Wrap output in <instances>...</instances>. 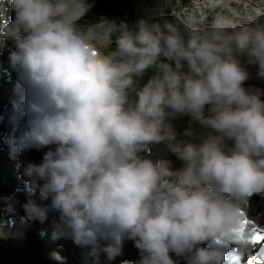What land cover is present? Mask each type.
<instances>
[{"label":"clouds","instance_id":"9594fccd","mask_svg":"<svg viewBox=\"0 0 264 264\" xmlns=\"http://www.w3.org/2000/svg\"><path fill=\"white\" fill-rule=\"evenodd\" d=\"M76 3L8 0L14 19L0 8V46L14 44L18 76L14 155L56 145L23 167L28 191L51 201L30 197L25 218L43 224L58 212L51 242L71 238L109 261L126 239L140 251L136 264H176L170 253L226 264L225 246L249 251L242 202L264 193V92L245 88L240 58L264 78V8L241 14L214 0L230 14L210 24L197 3L194 14L133 26L107 18L97 31L78 26ZM178 115L213 132L199 143L177 140L169 118ZM161 142L182 168L142 155Z\"/></svg>","mask_w":264,"mask_h":264},{"label":"rangeland","instance_id":"374dc122","mask_svg":"<svg viewBox=\"0 0 264 264\" xmlns=\"http://www.w3.org/2000/svg\"><path fill=\"white\" fill-rule=\"evenodd\" d=\"M101 1H103V0H96L97 3L101 2ZM153 1H154L153 3H154L155 6L152 8L153 10L149 14V15H152V16H150L151 19L154 18L153 16H155V12H157L158 15H161V18H168V19H171L173 17V13L174 12L177 13V14L183 15V16H186L188 14H194V13H196V5H197V3L199 4V7H200L201 11H203L207 15V20L205 21L206 24H210L211 21L214 19V17L217 14H223V15H229L230 14L227 9H224L222 7H216L217 9L216 8L210 9V6L203 5L201 3L202 1H205V0H191L190 2H188V4H187V0H153ZM254 1L256 2L255 5L252 4V2H254ZM207 2H209V0H207ZM225 3L229 4L232 9H234L237 12H240L241 14H243L245 11H252L254 8L259 7V6L260 7L262 6L261 8H264V0H225ZM209 5H210V3H209ZM84 17H85L86 20L85 21L83 20V22L78 23V24L81 25L82 27H86L87 26L86 24H88L90 22L91 23L90 27H93L95 29L98 28L96 26L97 24L101 23L103 20H106L107 18L110 19L109 17L102 16L98 23L93 24L92 23L93 20L98 19L97 15H92L91 16L88 13ZM262 20H264V17L262 18ZM108 26L109 25H107V27ZM108 46L109 45H101L103 50L107 49ZM240 59H241V63L243 65L247 64V63L243 62V61H246L245 57H241ZM247 70L250 73V78H249L250 80L248 79L247 82L257 79L259 81H251V82L260 84L262 88L261 87H257L255 85H253V87L263 90V88H264V78L259 77L257 75V73H258V65H252ZM179 117H180L181 121H180L179 129H178L179 134H177V135L182 137V133L184 134L187 129H191V131L193 133V137L195 138L194 142L199 143L198 142V136H197V130L202 125L199 122L192 121V118L190 116H188V115H179ZM205 129L208 130V131H212L213 132L212 129H209V128H206V127H205ZM182 140H187V139L185 137H182ZM18 235H19V232H17V231H11V230H7V229H5V230L3 229L2 230L1 235H0V254H1L0 255V264H14V263L6 262V260H9L11 257L7 258V255L2 253V252L6 248H10L11 250H14L15 253H18L20 251V247H19L18 239H17V238H19ZM46 237L49 238L48 236H46ZM14 239H15L16 242L14 241ZM53 244H54V246L56 245V243H53ZM53 244L49 245V242L46 243V245H47L46 248L50 249V248L54 247ZM69 248H70V246H69ZM31 251H32L33 255H35L37 252H42L44 254V256H45L44 250H42V249L32 248ZM71 252L75 256L74 251L71 250ZM59 254H61V253H59ZM74 256L73 257H72V255L70 256V254L67 252V255H62L61 254V255H59V259L55 258L54 263L50 262L49 259L42 258V260L39 261V264H65V261L68 259L66 257H70L71 258L72 264H74V258L80 264L79 259H76V257H74ZM124 262H125V260L120 262L119 264H124ZM93 263H94V261H93ZM95 264H101V263L99 262V260L98 261L96 260Z\"/></svg>","mask_w":264,"mask_h":264},{"label":"bare ground","instance_id":"6f19581e","mask_svg":"<svg viewBox=\"0 0 264 264\" xmlns=\"http://www.w3.org/2000/svg\"><path fill=\"white\" fill-rule=\"evenodd\" d=\"M97 2H96V0H77V3H76V13L79 16V19L78 20H80L82 17H84L86 15V13L89 11V9L94 4H96ZM201 3L203 5L210 6V9H214L212 7V5L214 4V0H209V2H207V0H205V1H202ZM209 3H210V5H209ZM96 26L98 27L96 29L97 31H103L104 28L107 27V24L105 23V20H103L101 23L97 24ZM243 62L244 63H247L246 61H243ZM244 66L248 69L252 65L249 64V63H247ZM254 81H259V80L255 79ZM178 117H179V115H178ZM178 117L177 116L176 117H170V119H169V123L172 125L174 131L177 134H179L178 129H179L180 121H181L180 120V117L179 118ZM210 133H212V131H208V130L205 129L204 126H201L197 130L198 142H201L202 138L206 137ZM177 137H178V135H177ZM227 143H228V145H232V142L231 141H228ZM153 145L155 147H157V148H161L162 147L165 150H168L169 149L167 142H162V143L153 144ZM158 151H160V150H158ZM183 164H184V162H183ZM49 235L50 234L42 235L41 237L37 238L34 243H30L28 241L19 240L18 241V244H19V247H20V251L18 253H15L14 250H11L10 248H6L2 253L6 254L7 255V258L11 257L9 260H6V262L14 263V264H39V261H41L42 258H46V259H49L50 262L54 263L55 258H53V256H52L53 253H57L58 255H61V254L62 255H67V252H68L70 254V256L72 255V257H73L74 255L72 254L71 250H73L74 253H75V256L74 257H76V259H79V261H80L79 253H80V250L82 248H84V247H81V246L76 245L71 238H62L59 241L55 242L56 243L55 246L53 244L54 247H52L50 249H47L46 248V246H47L46 243L51 242L49 240V238L46 237V236L49 237ZM17 239H19V238H17ZM14 241H15V239H14ZM69 246H70V248H69ZM32 248L44 250L46 256H44V254L42 252H37L35 255H33L32 251H31ZM88 250L90 251V248H88ZM59 253H61V254H59ZM127 255L128 254L125 253L123 256H118V257H116V259L114 261L113 260H111V261H109V260L105 261L101 257V255H99V257H96V256H93L92 255V262H91V264H95L96 260L97 261L99 260V262L101 264H113L117 260L120 263V262H122V261L125 260V257ZM66 258L71 259L70 257H66ZM93 261H94V263H93ZM74 264H79L77 262V260H75V258H74ZM80 264H82L81 261H80Z\"/></svg>","mask_w":264,"mask_h":264},{"label":"trees","instance_id":"16d2710c","mask_svg":"<svg viewBox=\"0 0 264 264\" xmlns=\"http://www.w3.org/2000/svg\"><path fill=\"white\" fill-rule=\"evenodd\" d=\"M153 2V0H103L97 4H94L89 15H98V17L108 16L111 19L126 20L130 26H133L135 25L138 18L152 16L149 14L152 12V8L155 6ZM153 17L154 18L152 20L154 21L160 20L161 15H158L157 12H155V16ZM114 39L115 36H113V40ZM114 47L115 45L113 43L110 45L109 50ZM147 79L148 76L146 75L143 82H146ZM244 86L245 88L257 89L247 83H245ZM258 90L264 92L261 89ZM261 98L264 99V96ZM189 139H191V137H189Z\"/></svg>","mask_w":264,"mask_h":264},{"label":"snow or ice","instance_id":"6c2138e0","mask_svg":"<svg viewBox=\"0 0 264 264\" xmlns=\"http://www.w3.org/2000/svg\"><path fill=\"white\" fill-rule=\"evenodd\" d=\"M244 229L250 230L251 232V235L249 237V242L251 243V245L260 246L258 256L252 258L254 261H257L260 256H264V227L257 225L253 220L246 219L244 221Z\"/></svg>","mask_w":264,"mask_h":264},{"label":"water","instance_id":"95a60500","mask_svg":"<svg viewBox=\"0 0 264 264\" xmlns=\"http://www.w3.org/2000/svg\"><path fill=\"white\" fill-rule=\"evenodd\" d=\"M80 258L83 264H90L91 257L88 255L86 250H83L80 254Z\"/></svg>","mask_w":264,"mask_h":264}]
</instances>
